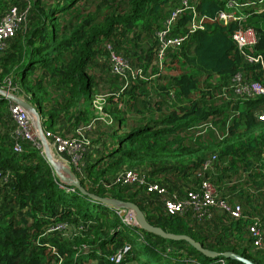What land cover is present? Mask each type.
Wrapping results in <instances>:
<instances>
[{
	"label": "trees",
	"instance_id": "16d2710c",
	"mask_svg": "<svg viewBox=\"0 0 264 264\" xmlns=\"http://www.w3.org/2000/svg\"><path fill=\"white\" fill-rule=\"evenodd\" d=\"M181 1L0 0V19L13 6L29 10L0 51V89L25 97L45 131L71 138L92 123L76 174L87 193L132 202L150 225L206 250L264 264V121L256 118L264 96H239L232 81L240 75L242 82L264 83V0H188L174 33L186 40L157 66L156 34ZM235 10L239 23L217 20ZM194 13L201 28L190 30ZM237 28L253 30L255 44L244 51L259 62L241 55L232 38ZM107 46L128 62L127 80L112 73ZM165 68L177 74L164 75ZM96 98L103 99V119ZM98 122L107 127L96 128ZM15 130L10 102L0 96V264H112L108 256L126 246L119 264L222 259L126 226L114 209L62 186L31 143L15 153ZM124 169L140 171L177 198L207 180L220 200L241 208L242 218L218 207L203 220L170 216L163 198L143 187L106 188ZM58 224L66 225L62 233L52 230ZM253 224L263 231L258 249L249 235Z\"/></svg>",
	"mask_w": 264,
	"mask_h": 264
},
{
	"label": "built area",
	"instance_id": "2783aa9c",
	"mask_svg": "<svg viewBox=\"0 0 264 264\" xmlns=\"http://www.w3.org/2000/svg\"><path fill=\"white\" fill-rule=\"evenodd\" d=\"M187 2L188 0H182L181 6L176 7L170 12L169 16L164 20L162 28L156 34L158 39V49L154 64L157 66H162L167 50L178 49L186 40V36L178 34L174 35V33L176 23L184 11V7L187 6ZM233 6L234 5L232 4H228L229 8H232ZM235 6L240 7L239 5ZM28 11V8L20 9L17 6H13L2 15L0 19V51H2L7 42L14 37L19 28L25 24ZM196 18L197 15H195L193 21L191 22L190 30L201 28L200 21H194ZM217 20L223 24L230 22L239 23L242 20V16H240L236 10L221 12L217 17ZM232 38L246 61L252 64L259 62L257 57L248 55L244 51L246 48L253 47L255 44V34L253 30L237 28L234 31ZM107 50L109 51L110 69L112 73L124 80H127L128 72L130 70L128 62L121 56L115 54L111 46H107ZM232 81L235 86V92L238 95L246 96L247 98L264 96V83L242 82L240 75H236ZM102 103V98H96L93 101V107L99 114L98 119H103L104 116L101 108ZM10 114L16 125L13 151L15 153H21V144L23 142H29L35 148L40 150L41 154H43L42 144L39 140L37 129L28 113L21 107L11 104ZM257 119L259 121H264V109L262 112L257 114ZM91 127L92 123L78 128L71 138H64L50 131L43 130V136L47 141L54 158L66 164L75 175L81 174L82 172L83 154L85 153V149L89 143L85 134L86 131L91 129ZM208 165L209 163L207 162L204 165V168ZM3 179L4 178L0 175V181ZM113 185H135L145 188L147 193L156 194L162 197L164 210L166 214L170 216H183L191 213L196 219L203 220L210 216V210L212 208L218 207L233 219L242 218L241 208L239 206H229L226 202L220 200L215 188L207 180H202L198 190L188 192L183 198H177L169 195L163 186L148 181V179L136 169H124L120 171L113 177L112 182L107 184L105 187L110 188ZM116 214L121 218L122 223L126 226H134L136 224L135 218L131 212L117 210ZM61 225L62 224L56 225L52 228V230L57 231L65 227ZM248 230L250 238L253 240V246L257 249L261 248L263 231L255 224L249 226ZM128 251L129 247L126 246L121 250H118L115 254L108 256V261L112 264H119L123 255ZM217 264L228 263L221 259Z\"/></svg>",
	"mask_w": 264,
	"mask_h": 264
},
{
	"label": "water",
	"instance_id": "95a60500",
	"mask_svg": "<svg viewBox=\"0 0 264 264\" xmlns=\"http://www.w3.org/2000/svg\"><path fill=\"white\" fill-rule=\"evenodd\" d=\"M0 96L6 99L7 101H9L10 103H13L14 105L21 107L23 110H25L28 113V115L34 122L35 127L37 129L39 140L43 147V155H44L43 157L47 161V163L51 166L56 178L58 179L59 183L62 186L72 187L78 190L82 195L87 196L89 199L97 201L98 203L110 207L114 210H124L131 212L135 218L137 227L148 234H152L162 239L170 240V241H184L187 244H189L192 248H194L197 252L208 258L221 257L222 259L228 261L240 262L242 264H253L251 261L245 260L242 257L232 252H225L219 254L210 250H206L199 243L195 242L193 239H191L188 236L166 233L161 228L150 225L147 222L144 213L140 210V208L136 204L132 202H125L113 198H101L93 194L87 193L82 187L79 179L75 176V174L71 171V169L60 160H56L53 158L48 143L43 136V130L40 124L39 114L29 104V102L15 94H11L2 89H0Z\"/></svg>",
	"mask_w": 264,
	"mask_h": 264
},
{
	"label": "rangeland",
	"instance_id": "374dc122",
	"mask_svg": "<svg viewBox=\"0 0 264 264\" xmlns=\"http://www.w3.org/2000/svg\"><path fill=\"white\" fill-rule=\"evenodd\" d=\"M189 29H191V27H189ZM163 74L164 75H168V76H175L177 73L175 72V71H173V70H169V68H165L164 69V71H163ZM105 100H106V98H105ZM113 102H115V101H113ZM105 103V102H104ZM104 106H106V107H114V108H117V110L119 111V112H121V111H123V106H120V104H115V105H112V104H107V103H105V105ZM97 123V122H96ZM101 125V126H98V125ZM104 126V124H103V122H98V124H97V126H96V128H99V127H103ZM104 127H107V125H105ZM126 168H130V167H126ZM61 226H65L66 227V225H61ZM65 227L61 230V232H59V233H62L63 231H64V229H65ZM53 231H55V230H53ZM58 231V230H57ZM91 263H89V264H97V262L94 260V261H90Z\"/></svg>",
	"mask_w": 264,
	"mask_h": 264
},
{
	"label": "clouds",
	"instance_id": "9594fccd",
	"mask_svg": "<svg viewBox=\"0 0 264 264\" xmlns=\"http://www.w3.org/2000/svg\"><path fill=\"white\" fill-rule=\"evenodd\" d=\"M6 91V90H5ZM7 92H9V93H11V94H15V93H13L12 91H7ZM16 95V94H15ZM17 96H19V95H17ZM239 96H241V95H239ZM19 97H21V98H23V99H25V100H27L25 97H22V96H19ZM242 97H244V96H242ZM103 100V99H102ZM11 104H13V103H10V106H11ZM264 109V108H263ZM262 109V110H263ZM260 112H262V111H260ZM260 112H257V114L258 113H260ZM257 114H256V118H257ZM40 124H41V121H40ZM41 127H42V125H41ZM42 130H43V128H42ZM42 149H43V147H42ZM50 151H51V149H50ZM52 153V152H51ZM42 156H44L43 154H42ZM53 156V155H52ZM53 158H54V156H53ZM55 159V158H54ZM57 160V159H56ZM76 176V175H75ZM115 211H117V210H115ZM134 226H136L137 227V225L135 224ZM223 260H225V259H223ZM225 261H227V260H225ZM109 262V261H108ZM110 263V262H109Z\"/></svg>",
	"mask_w": 264,
	"mask_h": 264
}]
</instances>
